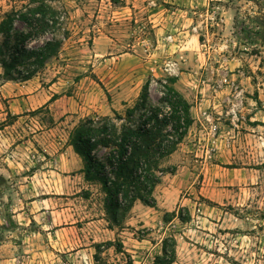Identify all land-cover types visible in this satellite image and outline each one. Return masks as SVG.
Segmentation results:
<instances>
[{
    "label": "rangeland",
    "instance_id": "374dc122",
    "mask_svg": "<svg viewBox=\"0 0 264 264\" xmlns=\"http://www.w3.org/2000/svg\"><path fill=\"white\" fill-rule=\"evenodd\" d=\"M45 2L58 27L25 44L55 37L58 53L28 79H4L0 65V264H155L166 237L169 264H264V0ZM35 5L0 0V18ZM28 30L15 17L0 58ZM171 78L193 122L161 163L174 171L161 175L156 206L136 201L115 224L69 131L123 114L145 82L148 104L161 105ZM165 208L175 211L166 221Z\"/></svg>",
    "mask_w": 264,
    "mask_h": 264
},
{
    "label": "trees",
    "instance_id": "16d2710c",
    "mask_svg": "<svg viewBox=\"0 0 264 264\" xmlns=\"http://www.w3.org/2000/svg\"><path fill=\"white\" fill-rule=\"evenodd\" d=\"M35 6L26 12L18 13L11 8L2 13L0 33L6 38L13 29L15 17H20L27 24L26 32H15L17 40L13 46V54L8 60L0 58L4 79L14 80L13 70L23 73L22 79L30 78L36 67L42 66L49 58L55 56L62 40L51 37L39 44L28 46V39H39L47 33H53L59 24L58 11L45 0H30ZM4 50L0 46V55ZM18 66L23 70H15ZM171 78L164 84L159 98L161 105L148 104L149 83L142 86L140 98L135 106L126 107L123 114L111 108L112 115H102L97 121L92 117L80 119L69 131L68 144L81 157V172L87 182H96L104 193L103 207L109 220L118 224L134 202L155 207L156 198L153 191L164 173H173L174 168H163L162 161L171 155L186 135L193 119L190 103L174 87ZM101 85V82H98ZM102 87V85H101ZM107 95V94H106ZM55 94L43 105L31 111L38 113L48 110L47 105L55 99ZM109 99V97L107 96ZM137 113L136 121L134 115ZM18 114L6 112L9 121ZM52 123L53 119L48 118ZM4 120L2 122L5 123ZM97 148L107 150L104 156L96 153ZM175 211L165 212L166 221L174 216ZM178 217L182 219L179 213ZM171 241L170 246L167 242ZM161 255L154 258L155 264H169L174 258V239L164 238Z\"/></svg>",
    "mask_w": 264,
    "mask_h": 264
},
{
    "label": "crops",
    "instance_id": "0c3cea01",
    "mask_svg": "<svg viewBox=\"0 0 264 264\" xmlns=\"http://www.w3.org/2000/svg\"><path fill=\"white\" fill-rule=\"evenodd\" d=\"M36 96V95H35ZM48 97V96H47ZM68 148H71V146L70 145H68ZM164 211H168V209L167 208H165L164 209Z\"/></svg>",
    "mask_w": 264,
    "mask_h": 264
}]
</instances>
